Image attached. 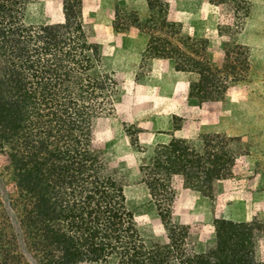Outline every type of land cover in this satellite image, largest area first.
<instances>
[{
    "label": "trees",
    "instance_id": "trees-1",
    "mask_svg": "<svg viewBox=\"0 0 264 264\" xmlns=\"http://www.w3.org/2000/svg\"><path fill=\"white\" fill-rule=\"evenodd\" d=\"M33 1L0 0V264H264V217L215 218V242L202 252L190 227L174 221L175 185L212 200L244 153L239 136L206 133L154 147L152 161L139 166V181L163 231L137 226L126 207L124 176L93 143L97 119L112 111L116 83L100 68L81 0H64L63 21L49 24L25 19ZM169 7L167 0H147L142 20L115 5L112 27L145 32L142 64L171 58L175 70L189 75L188 94L200 105L223 100L242 80L246 47L235 44V54L224 44L226 58L213 64L208 40L183 32ZM38 93L52 108L48 121ZM4 175L14 188L7 201Z\"/></svg>",
    "mask_w": 264,
    "mask_h": 264
},
{
    "label": "rangeland",
    "instance_id": "rangeland-1",
    "mask_svg": "<svg viewBox=\"0 0 264 264\" xmlns=\"http://www.w3.org/2000/svg\"><path fill=\"white\" fill-rule=\"evenodd\" d=\"M63 1L34 0L25 8V19L35 24L63 20ZM167 1L172 18L177 20L180 1ZM216 1L200 2L195 13L190 11L189 15L185 16L186 34L208 37L211 40L208 56L210 61L218 66L226 58L224 44H228L230 49L233 48L234 53L240 52L233 47L235 44L243 45L246 47L248 65L242 80L230 87L225 99L201 106L200 113L196 109L193 110L194 108L191 110L185 120L190 124L187 133L188 136L194 135L192 124L206 123L203 126L205 129L208 127L211 131H218L227 136L241 137L246 148L243 155L236 160L232 178L216 186L214 198L208 207L193 206L191 213L189 212L192 224L188 227L197 252L205 251L214 244L215 218L264 217V0ZM115 5L133 9L142 20L147 16V0H81L82 16H85L84 20L92 27L91 32H95L91 39L100 47V68L104 70L103 74H111L110 79L116 83L112 111L97 119L93 143L101 150L108 167L118 170L124 176L128 197L125 203L137 226L145 232L160 233L163 231L162 222L156 210L146 203L144 187L136 185L139 172L136 160L129 153L131 150H137L138 144L135 140L142 130L138 125L140 122L134 118L145 120L156 117L160 121L164 114L162 111L158 112V105L155 107L157 109L152 111L148 107L154 103L152 99L143 93H137L144 87L146 75L150 74L149 61L145 59L140 70L138 67L129 69L125 65H117L118 62H114L115 56L125 54L127 59L128 51L120 50L121 47L115 44L114 38L109 39L108 35L99 34L98 29L103 30L111 20ZM190 5L192 10V3ZM206 15L210 16L207 18ZM128 34L132 44L143 45L137 55L141 60L147 36L143 39L136 30H131ZM219 36L221 38H218ZM105 38L107 39L104 40ZM124 40L129 42L125 36ZM107 41L113 43V52L109 50ZM137 72L142 73L144 77L138 79ZM38 94L39 107L42 110L40 113L43 114V120L48 121L51 118L49 110L52 108L49 109L46 96ZM191 105L195 106V103L192 102ZM88 107L91 106L86 105V108ZM93 107L97 108L98 105L93 104L92 109ZM121 109L127 112L129 110V113H123ZM174 122L178 126L184 123L178 118ZM3 181L7 183L9 195L2 196L7 201L14 198V188L9 184L6 175L3 176ZM185 214L188 216V212Z\"/></svg>",
    "mask_w": 264,
    "mask_h": 264
},
{
    "label": "crops",
    "instance_id": "crops-1",
    "mask_svg": "<svg viewBox=\"0 0 264 264\" xmlns=\"http://www.w3.org/2000/svg\"><path fill=\"white\" fill-rule=\"evenodd\" d=\"M178 1H180L181 3L177 14L178 19L177 20H175L174 18L173 19L178 23H180L183 32L187 33L185 30V23H184L185 16L189 15L190 11H193L195 13V11L198 8V4L200 2H205V0H191V2H189L188 0H178ZM190 3H192V10H190L191 8ZM113 15L111 20L108 22V24L106 23L103 30H101L100 28L98 29L99 34L105 36L108 35L109 39L114 38L116 40L115 44L121 47L120 50L128 51V58H127L128 60L126 59L125 54L122 55L118 54L117 56H115L116 61L114 60V62H118L117 65L118 64L125 65L129 69L138 67V69L140 70V68L144 63L142 64V57L140 60V58H138L137 55L139 53L138 51H140V48H142L143 45L137 46L136 44H132L130 40V34L127 35V33L130 32L131 30H136L138 32V35H140V37H142L143 39L147 36V41H148V35L145 32L139 31L136 28H131L128 32L115 31L112 27ZM209 16L210 15H206L207 18ZM82 17L84 20L85 16ZM61 21L63 20L57 22H61ZM85 21L86 23H89L87 20H84V22ZM44 24H49V23H44ZM93 34H95V32H93L92 30L90 36L91 42H94L91 39V37H93ZM124 36L127 37V39H129V42H126V40H124ZM193 36L196 35L193 34ZM202 37H205L208 40V51H209V47H210L209 41L211 40H209L208 37H206L205 35H202ZM218 38L221 37L219 36ZM106 39L107 38H105L104 40ZM147 41H146V45H147ZM107 42L110 45L109 50L113 52L114 51L112 47L113 43L109 41ZM145 48L146 46L144 47L143 51L145 50ZM149 63L150 65L148 67L150 69V74L148 76L146 75L144 80L145 85L144 87H141V90L137 91V93H143L145 96H149L154 103L149 104L148 107L153 111L157 109L155 107H157L158 105V108L161 109V110L159 109L158 112L162 111L164 116L162 117V119H160V121L159 118L156 117H152V118L149 117L146 118L145 120L134 118L136 121L140 122L138 123V125L139 127L142 128V130L140 131L139 135L135 140L139 148H137V150H131V152L129 153V155H131V157H133V159L136 160L137 171L140 165L152 161L153 159L152 149L158 145H168L173 139L195 140L201 134L220 133L218 131H211L210 129H207L208 127H206L205 129V127L203 126L206 125V123L204 124L198 123L195 125L192 124V131H194L195 133L193 136H188L189 134L187 133V130H189L190 124L188 123V121L187 122L185 121L186 117L188 114L191 113V110L193 108H194L193 110L196 109L200 113L202 109L201 106H203L200 105L195 98L190 97L188 94L189 75L184 72L175 70L174 61L171 58H153L149 60ZM136 77H138V79H142L144 75L142 73L137 72ZM229 90L226 93V96L228 95ZM192 102L195 103V106L191 105ZM138 109L141 110L145 108H138ZM121 111L123 113H129V110L127 112V110L121 109ZM177 118L181 119V121L184 123H181L180 126L175 125L174 121ZM228 179H223L219 181L217 185L223 181H227ZM136 185L137 187L138 186L144 187L145 192L143 193V195H145L146 197V203H149L153 207V209L156 210L157 212L156 206L152 201L150 192L145 186V184L138 180L136 182ZM175 187L177 193L174 204V221L176 224L188 226L192 224L191 223L192 217L189 216V212L191 213L193 206L200 205V207L202 206L204 208H207L211 200L207 196L202 195L197 190L182 188L180 185H175ZM126 188L127 187H124L125 201H127L128 199L126 194L127 191ZM186 212H188V216L185 214ZM228 219L232 221L251 220L249 218L236 219L233 217H229Z\"/></svg>",
    "mask_w": 264,
    "mask_h": 264
}]
</instances>
